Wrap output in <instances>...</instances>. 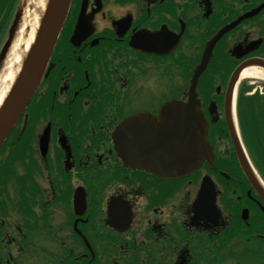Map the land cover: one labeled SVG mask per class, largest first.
<instances>
[{"label": "flooded vegetation", "instance_id": "af4514ba", "mask_svg": "<svg viewBox=\"0 0 264 264\" xmlns=\"http://www.w3.org/2000/svg\"><path fill=\"white\" fill-rule=\"evenodd\" d=\"M263 4L71 0L0 151V264H264V186L241 166L228 90L239 67L264 65ZM258 8L197 83L212 156L180 180L126 167L116 130L129 120L127 146L158 160L148 146L170 127L165 104L189 102L207 41ZM205 180L215 191L198 202Z\"/></svg>", "mask_w": 264, "mask_h": 264}, {"label": "water", "instance_id": "95a60500", "mask_svg": "<svg viewBox=\"0 0 264 264\" xmlns=\"http://www.w3.org/2000/svg\"><path fill=\"white\" fill-rule=\"evenodd\" d=\"M70 1L71 0H47V5L41 13L40 24L37 29L38 32L35 34V39L31 44L26 58L21 64L20 71L13 85L0 106V148L18 119L23 115V112L38 86L47 61L52 54L58 35L65 22ZM24 6L25 2L19 7L13 24L8 32V40L0 53V67L11 45L12 39L19 28V24L23 17L22 11ZM239 22L240 20L236 21V23ZM227 30H229V28L221 30L219 34L208 43L206 51L208 50V52H210L216 42L225 35ZM205 65L206 64L203 63L201 67L196 69V76L202 73L205 69ZM170 107L172 128L166 136L167 139L165 140V147L163 148L165 167L154 166V168H151V171H156V174L163 178L186 177L197 169L202 159L207 158L209 153V147H207L205 143L207 126L203 118L198 115L194 106L183 109L184 107L178 106V104L174 105V103H170ZM178 109H180V114H190L191 119L183 121L173 117V111ZM189 131L191 132L188 133ZM123 140H125L123 133L121 135L119 134L116 141L119 153L125 161V164H130L128 162V157L132 153L141 159V153L135 150L130 151V148L124 145ZM155 156V158H157L158 154H155ZM144 163H148L146 165H149L153 163V161L147 159ZM242 165L247 169L246 161L245 164L242 162ZM140 167L143 168L144 166ZM144 169L147 168L144 167ZM202 188L203 190L199 202L203 199H210L202 193L208 194L215 191L213 185H210L207 181H205ZM211 203L212 206H210V209L214 207L213 200Z\"/></svg>", "mask_w": 264, "mask_h": 264}, {"label": "bare ground", "instance_id": "6f19581e", "mask_svg": "<svg viewBox=\"0 0 264 264\" xmlns=\"http://www.w3.org/2000/svg\"><path fill=\"white\" fill-rule=\"evenodd\" d=\"M32 1L36 2V5L41 7L40 11L43 12L47 0H27L29 5H31ZM40 19L41 13H37V10L31 11L29 9L25 13L24 23L18 32L12 51L9 53L5 66L0 73V106L19 73L20 65L18 66L17 64H19L22 55L27 52L34 41L36 31L40 24ZM242 73V80L264 77V70L259 67L247 68Z\"/></svg>", "mask_w": 264, "mask_h": 264}, {"label": "trees", "instance_id": "16d2710c", "mask_svg": "<svg viewBox=\"0 0 264 264\" xmlns=\"http://www.w3.org/2000/svg\"><path fill=\"white\" fill-rule=\"evenodd\" d=\"M16 2L17 0H0V6L6 4V19H9V12L14 9ZM241 93L238 104L243 135L252 151L255 165L264 175V99L247 98L244 96V90Z\"/></svg>", "mask_w": 264, "mask_h": 264}, {"label": "rangeland", "instance_id": "374dc122", "mask_svg": "<svg viewBox=\"0 0 264 264\" xmlns=\"http://www.w3.org/2000/svg\"><path fill=\"white\" fill-rule=\"evenodd\" d=\"M5 5L6 4H3V5L0 6V9H1V11H0V25H1L2 22L3 23L6 22V17L4 16ZM29 9H37V12H38V7L36 5V2L32 1L31 2V6L28 7V10ZM207 75L208 76H212V74L210 72ZM245 83H247V85L244 84L245 86L250 85L252 87V89L250 90L251 93L254 92V91H257V93L264 92V90H263L264 82L263 81H259V80L256 81L254 79H247V81ZM254 83H256V84H254Z\"/></svg>", "mask_w": 264, "mask_h": 264}]
</instances>
